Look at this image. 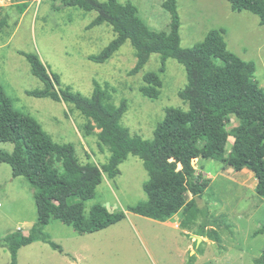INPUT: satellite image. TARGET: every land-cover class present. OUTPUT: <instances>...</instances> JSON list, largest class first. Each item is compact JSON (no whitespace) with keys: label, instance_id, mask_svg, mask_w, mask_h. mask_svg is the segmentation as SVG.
<instances>
[{"label":"rangeland","instance_id":"rangeland-1","mask_svg":"<svg viewBox=\"0 0 264 264\" xmlns=\"http://www.w3.org/2000/svg\"><path fill=\"white\" fill-rule=\"evenodd\" d=\"M119 1L136 5L139 17L151 29L167 30L169 14L161 6L162 0ZM10 2L16 3L4 5L9 28L0 33V85L16 110L36 118L55 141L71 143L81 163L100 166L107 162L109 150L99 146L95 135H83L84 119L77 111H69L63 102L28 94L41 88L42 83L31 74L23 53H37L51 72L59 74L62 84L83 95L91 94L93 80L107 83L114 103L127 101L122 125L143 139L153 138V130L167 107L186 109L178 96L186 84L185 70L176 60L163 61L153 53L138 73L130 74L136 57L126 41L106 62L96 63L87 56L100 52L114 38V32L106 24L86 28L96 16L95 11L64 5L63 0H41L38 6L29 5L20 11L16 4L22 2ZM177 11L181 47H192L211 29L221 30L230 51L255 63L253 81L264 91V24L256 14L233 11L226 0H177ZM151 71L158 72L162 81L155 99L139 91L144 74ZM237 124L231 115L226 123L227 153L239 146L233 131ZM12 146L0 143V150L11 151ZM199 164L212 175L222 170L221 176L206 180L199 203L205 208L206 220L208 212L210 217L221 216L222 219H213L217 222L216 232L223 239L206 237L199 242L191 232L173 230L157 220L126 211L147 198L142 184L149 178L141 159L128 155L119 165L120 173L113 178L104 176L94 196L84 201L86 215L93 205L102 204L109 211H126L125 218L83 234L58 219H50L41 234L60 245L62 252L39 238L19 248L17 264H258L256 259L264 248V230L255 232L264 225V197L252 188V172H240L231 166L222 169L217 159H201ZM33 194L34 188L24 176L13 177L10 166L0 164V239L14 230L29 232L37 219ZM204 221V217H199L193 226ZM209 239L215 242L206 243ZM188 244L192 253L182 251ZM9 262L8 249L0 245V264Z\"/></svg>","mask_w":264,"mask_h":264},{"label":"trees","instance_id":"trees-1","mask_svg":"<svg viewBox=\"0 0 264 264\" xmlns=\"http://www.w3.org/2000/svg\"><path fill=\"white\" fill-rule=\"evenodd\" d=\"M226 1L233 11H250L264 24V0ZM63 4L96 12L87 29L106 24L114 32V38L100 52L87 56L89 60L106 62L129 41L136 57L130 74L138 73L153 53L159 54L163 61L172 58L180 63L186 84L178 96L186 109L167 107L153 130V138L143 139L122 125L127 101L114 103L107 83L93 80L91 94L83 95L62 84L59 74L51 72L37 53H23L31 74L42 83L41 88L28 94L63 102L69 111H77L84 119L83 135H95L99 146L109 150V157L100 166L81 163L71 143L55 141L36 118L16 110L0 85V143L13 145L11 151L0 150V164H8L13 177L24 176L28 180L34 188L37 212L36 222L27 234L14 230L0 239V245L10 253L8 264H17L19 248L39 238L62 252L60 245L41 234L50 219H58L83 234L121 221L126 211L157 221L180 212L182 227L195 225L199 217H204L194 234L214 238L215 230L209 227L205 208L197 204V197L206 189L207 178L192 166L195 158L217 159L222 169L247 168L256 180V194L264 197V91L253 81L255 63L230 51L221 30L211 29L202 41L192 47H181L177 0H162L161 6L169 14L167 30L151 29L130 1L63 0ZM16 6L25 11L28 4ZM6 28H9L8 13L0 6V33ZM143 81L139 87L142 95L157 98L162 85L158 72L145 73ZM231 115L238 122L233 131L239 138V146L227 153L226 123ZM128 155L140 158L148 173V180L142 184L147 198L126 211H109L104 205L95 204L86 215L84 201L94 196L104 176L113 178L120 173L119 165ZM186 192L192 195L190 200H185ZM263 230L264 225L255 234ZM256 262L264 264V248Z\"/></svg>","mask_w":264,"mask_h":264},{"label":"crops","instance_id":"crops-1","mask_svg":"<svg viewBox=\"0 0 264 264\" xmlns=\"http://www.w3.org/2000/svg\"><path fill=\"white\" fill-rule=\"evenodd\" d=\"M11 5V4H10ZM226 150H227V147H226ZM201 159H205V158H202V157H199V158H195L193 161H192V166L195 168V169H197L198 171H200L201 173H202V175H203V177L204 178H207V179H210V180H214V178L216 177H219V176H221L222 175V170H219V171H217V172H215V174L214 175H212V173L210 172V171H207V170H205L199 163H200V160ZM196 164H197V166H196ZM246 171H248V169L247 168H243V169H241V171L240 172H246ZM211 181V182H212ZM234 181H237L236 179L234 180ZM241 184H243V183H241ZM255 185H256V180L254 179V183H253V186H252V188H253V190H255ZM241 186H243V185H241ZM244 187V186H243ZM239 190H243V188H240ZM205 191V190H204ZM204 191H203V193H204ZM202 193V194H203ZM202 194H201V196H202ZM200 196V197H201ZM200 197H197V204H198V206L199 207H201L200 206V203H199V200L201 199ZM184 198H185V200H190L191 198H192V195L189 193V192H186V193H184ZM227 216H229V215H227ZM213 218H221V216H214L213 217V215H211V217H210V214H209V212H208V219L209 220H207V222H208V224H210L209 225V227L210 228H212V229H214L215 230V234H214V239L215 240H217L218 241V239H219V237L221 238V239H223V236H221V234H217V232H216V224H217V222L213 219ZM181 219H182V215H181V213L180 212H178V213H176V214H174L173 216H171L169 219H167V220H165V221H158V222H160L162 225H164V226H166V227H168V228H171V229H175V230H177V229H182L183 230V233H192V237L194 238L195 236H197V235H195L194 234V232H195V229L197 228L196 226H193V225H190V226H188V227H182L181 226ZM222 219V218H221ZM201 237V239H205L206 237L205 236H200ZM215 242L213 239H209V240H206L205 242L206 243H209V242ZM189 247H190V245L188 244L187 246H186V248H184V249H182V251L183 252H185V251H188V253H192L193 251H190V249H189ZM193 264V263H192Z\"/></svg>","mask_w":264,"mask_h":264},{"label":"built area","instance_id":"built-area-1","mask_svg":"<svg viewBox=\"0 0 264 264\" xmlns=\"http://www.w3.org/2000/svg\"><path fill=\"white\" fill-rule=\"evenodd\" d=\"M41 0H17V2H22V3H27L28 6L29 5H35V6H38V4L40 3ZM8 2V3H7ZM10 0H0V6H4V5H10L11 2ZM7 3V4H6ZM27 6V7H28Z\"/></svg>","mask_w":264,"mask_h":264},{"label":"water","instance_id":"water-1","mask_svg":"<svg viewBox=\"0 0 264 264\" xmlns=\"http://www.w3.org/2000/svg\"><path fill=\"white\" fill-rule=\"evenodd\" d=\"M195 240L199 241L201 240V237L200 236H195Z\"/></svg>","mask_w":264,"mask_h":264}]
</instances>
